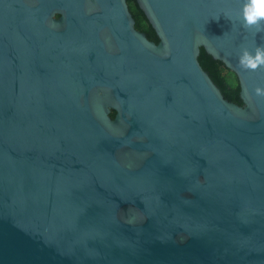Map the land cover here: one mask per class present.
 I'll return each mask as SVG.
<instances>
[{
  "label": "water",
  "instance_id": "95a60500",
  "mask_svg": "<svg viewBox=\"0 0 264 264\" xmlns=\"http://www.w3.org/2000/svg\"><path fill=\"white\" fill-rule=\"evenodd\" d=\"M245 2L137 0L155 42L127 0H0V264H264Z\"/></svg>",
  "mask_w": 264,
  "mask_h": 264
},
{
  "label": "trees",
  "instance_id": "16d2710c",
  "mask_svg": "<svg viewBox=\"0 0 264 264\" xmlns=\"http://www.w3.org/2000/svg\"><path fill=\"white\" fill-rule=\"evenodd\" d=\"M127 2L136 21V29L146 33L150 40L158 42L159 39L156 32L142 9L139 7L137 0H127ZM199 62L204 70L209 73L213 81L220 87L225 98L240 105L243 104L240 98V83L234 72L228 69L223 62L215 60L212 56L207 54L204 48H201ZM114 115L115 112L112 113V117Z\"/></svg>",
  "mask_w": 264,
  "mask_h": 264
},
{
  "label": "clouds",
  "instance_id": "9594fccd",
  "mask_svg": "<svg viewBox=\"0 0 264 264\" xmlns=\"http://www.w3.org/2000/svg\"><path fill=\"white\" fill-rule=\"evenodd\" d=\"M243 18L248 25H253L261 20H264V0H246L243 4ZM255 59H251L247 55L244 57V62L253 67L264 63V50L257 49ZM258 94H264V89L257 88Z\"/></svg>",
  "mask_w": 264,
  "mask_h": 264
}]
</instances>
